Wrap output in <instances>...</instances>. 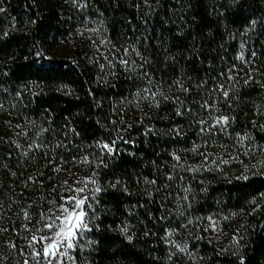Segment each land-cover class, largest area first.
<instances>
[{
  "label": "trees",
  "instance_id": "1",
  "mask_svg": "<svg viewBox=\"0 0 264 264\" xmlns=\"http://www.w3.org/2000/svg\"><path fill=\"white\" fill-rule=\"evenodd\" d=\"M1 1L14 26L6 30L0 23V127L8 119L33 127L48 151L25 157L0 141V219L20 218L22 207H32L27 201L47 196L22 187L49 158L75 164L87 157L99 164L96 142L115 140V154L95 169L102 191L87 232L93 243L86 259L79 248L70 251L76 264H264V175L238 178L226 168L228 176L213 171L194 180L181 172L174 179L182 176L193 192L183 215L173 211V178L166 179L175 173L173 155L204 141L198 123L204 100L230 118L229 139L247 134L264 148V0H76L69 10L50 0ZM87 17L102 26L120 56L131 45L149 63L137 73L124 65L102 71L85 46L65 50ZM129 51L125 59L139 66L140 56ZM141 71L150 73L152 85L136 78ZM177 80L190 92L183 93ZM220 84L228 98L215 90ZM145 87L162 95L137 98ZM175 97L183 101L182 115ZM126 108L134 111L123 122ZM256 199L262 201L255 205ZM233 213L245 216L236 250L197 239L189 256L168 257L167 229Z\"/></svg>",
  "mask_w": 264,
  "mask_h": 264
},
{
  "label": "rangeland",
  "instance_id": "2",
  "mask_svg": "<svg viewBox=\"0 0 264 264\" xmlns=\"http://www.w3.org/2000/svg\"><path fill=\"white\" fill-rule=\"evenodd\" d=\"M50 2L64 10L73 9L76 4V0H50ZM0 9H4V11L0 12L1 27L8 30L14 26V23L12 18H9V12L1 0ZM73 35L69 42L62 46L65 50L71 48L72 51H75L78 48L83 49L85 46L86 50L89 51L92 62L99 65L98 67L102 71H115L123 67L120 59L121 57L125 58L124 53L120 56L117 50L110 45L106 40L102 26L96 20L87 17L84 22L79 23ZM245 54L242 50L241 57L243 61L245 60ZM133 111L134 109H124L121 120L123 122L129 120ZM259 114H262L260 118L264 124V112L262 111ZM216 116L226 115L219 112L213 105L210 112L205 111L204 113L203 119L208 122L204 127H208L213 122L211 118ZM111 120L116 121L114 117ZM4 122L5 124L0 127V141L3 143L11 142L14 151L25 157H30L40 151V149L45 153V150H47L45 149L46 146L42 147L38 144L37 139L39 137H37L33 127L25 128L22 123L10 119ZM229 130L228 124L223 131L217 127L212 129L210 133L205 132L203 142L195 141L189 148H184L183 151L173 155L175 164L172 168H174L175 173L172 177L173 180L170 181L173 185L171 197H173L175 203L173 211L181 213L180 210L192 205L189 193L193 192L188 184L189 182L184 181L182 176H178V180L174 179L181 172L191 174L194 180H197L198 177L202 179L200 176L213 171H219L222 175L228 176L224 172L226 168L238 178L251 174L264 175V148L247 134H236L234 138L229 139ZM45 155L47 154L45 153ZM205 156L207 159H205ZM176 157H179V160ZM88 160L90 159L88 158ZM77 161L75 164H70L62 161V159L51 157L47 164L42 165V168L38 166L35 173L28 175L29 183H24L22 189L36 191L35 193L41 190V193L48 194L47 196H36L38 201L33 203L27 201L26 205H31L32 207L30 209L22 207L20 218H18V215L15 217L11 214L12 216L8 218L10 220L7 222L0 219V264H21V261L24 264L25 260H29L30 264H33L30 255L32 249L28 247V244L33 235H40V233L36 232V229L42 228L44 223L41 221L40 213H47L50 208L55 212L57 206L62 203L61 196L79 195L68 191V189L84 187L82 181L90 177L93 171L97 169V161L91 164L83 163V160ZM191 169H195V171ZM166 179H169V176ZM165 184L166 180L162 185L165 186ZM99 185L101 186L100 183ZM92 188L94 186L89 184V191H86L83 195H91ZM186 189L188 191H185ZM262 198L264 199V196ZM260 201L262 200L256 199L254 204H259ZM92 204H95V200L92 201ZM94 206L93 209L96 212ZM25 212L29 214L27 218L25 217ZM89 216L91 219L90 225H92L95 221H92L94 218L92 210H89ZM244 225L245 216L242 213H233L230 216H215L212 214L198 216L182 223L179 229H167L162 239L163 245L168 257L171 258L189 256L191 253V242L193 243L197 239H206L208 243L220 251H232L236 250L241 244ZM88 241L93 242V238H90V234L87 233H85L84 239L79 241L83 249L81 251V248H79L83 259H86L85 252L92 245ZM185 246L186 251H180ZM70 254L74 257L71 252ZM65 264H72V262L67 261Z\"/></svg>",
  "mask_w": 264,
  "mask_h": 264
},
{
  "label": "snow or ice",
  "instance_id": "3",
  "mask_svg": "<svg viewBox=\"0 0 264 264\" xmlns=\"http://www.w3.org/2000/svg\"><path fill=\"white\" fill-rule=\"evenodd\" d=\"M2 11H4V9H0V12ZM252 24L254 27L255 21H253ZM129 48L132 52H136V55L140 56L142 63L137 66L134 61L130 63L128 59L123 57H121L120 63L125 66L127 71L137 73L138 70L143 69L144 65L149 63V61L147 57L142 56L134 46L130 45ZM129 48L124 49V56H130L131 53ZM136 78L142 80L147 79L149 85H152L153 83L151 75L147 71H141ZM228 79L231 80L232 77L229 76ZM175 83L180 87L183 93L190 92L188 88L183 87L182 80H177ZM215 90H223L224 97L228 98L229 91L224 88L223 84L218 85L217 89ZM144 93H148L149 95L145 96ZM158 95H162V93L159 91H152L151 87H145L142 90H138L136 93L137 98L142 97L145 100L151 99L153 101L156 100ZM174 103L179 105V107L176 109V114L182 115L181 108L184 106L183 101H181L179 97H175ZM156 106H159L158 103ZM199 107L204 109L206 112H210L213 104L209 103L208 100H204L203 103L199 104ZM187 111L192 112V109L189 108ZM211 119L213 122L208 127H204V125L208 123L206 120L200 119L198 121V123L201 125V133H210L212 129L217 127L223 131L229 124L230 120V118L227 116H216L212 117ZM241 140H243V138H241ZM115 145V140L111 142H96V147L99 149L98 157L100 160V163L97 165V167L104 164L103 157L105 155L111 157L115 154ZM176 159L179 160V157H176ZM205 159H207L206 156ZM82 162L89 164L94 163V161L88 160L87 157H85ZM191 170L195 171V169ZM97 175L98 173L93 171L90 177H87L82 181L84 187L68 189V191L77 193L79 195L61 196L60 199L62 200V203L57 206L55 212H53V210L50 208L47 213H40L41 221L44 222L42 228L36 229V232L40 233V235H33L28 244V247L32 249L30 255L33 264H65L67 261H71L72 264H75V258L70 254V251H74L77 248H81V251H83L79 241L84 239L85 233L92 231L91 227L89 226L91 223L89 210H92V215L94 216L95 210L93 209L92 201L95 200L96 193L102 191V188L96 180ZM169 179H172V177L170 176ZM151 183H155V181H151ZM89 184L95 186L91 189V195H83L86 191H89ZM185 191L188 190L186 189ZM185 199H187V197H185ZM180 214L183 215L182 212ZM28 215L29 214L25 212L26 218ZM122 230L127 231L126 228ZM88 243L91 244L93 242L88 241ZM37 245H39V247H37ZM13 247H15V245H13ZM180 251H186V246L185 248L180 249ZM24 264H30L29 260H25ZM241 264H243V261Z\"/></svg>",
  "mask_w": 264,
  "mask_h": 264
}]
</instances>
